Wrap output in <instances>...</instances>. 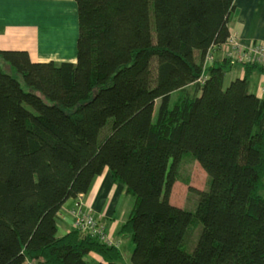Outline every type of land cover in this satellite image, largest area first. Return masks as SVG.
Instances as JSON below:
<instances>
[{
    "label": "trees",
    "instance_id": "obj_1",
    "mask_svg": "<svg viewBox=\"0 0 264 264\" xmlns=\"http://www.w3.org/2000/svg\"><path fill=\"white\" fill-rule=\"evenodd\" d=\"M74 1V64L0 51V264H119L89 235L57 236L105 170L133 199L130 264H264V99L248 81L264 68L213 58L235 0ZM232 63L245 74L226 85ZM185 159L208 180L194 211L169 202Z\"/></svg>",
    "mask_w": 264,
    "mask_h": 264
},
{
    "label": "crops",
    "instance_id": "obj_2",
    "mask_svg": "<svg viewBox=\"0 0 264 264\" xmlns=\"http://www.w3.org/2000/svg\"><path fill=\"white\" fill-rule=\"evenodd\" d=\"M234 7L230 32L237 34L245 49L255 45L264 47V0H235ZM77 37L78 17L74 0H0V51H25L33 63L74 64ZM221 49L213 53L217 62L224 59L221 53L224 49ZM244 74L242 64L232 63L225 82L227 78V83L243 78ZM248 81L250 92L264 99V74L253 70ZM83 197L96 217L106 224L109 235L116 240L122 257L119 264H124V258L130 261L133 250L130 238L118 236V230L129 216L133 204L125 186L115 183L105 170L94 179L90 191ZM76 203L77 199H70L59 211L58 237L73 231L69 212ZM86 258L91 263L101 261L93 254ZM24 264L33 263L27 261Z\"/></svg>",
    "mask_w": 264,
    "mask_h": 264
},
{
    "label": "rangeland",
    "instance_id": "obj_3",
    "mask_svg": "<svg viewBox=\"0 0 264 264\" xmlns=\"http://www.w3.org/2000/svg\"><path fill=\"white\" fill-rule=\"evenodd\" d=\"M233 39L231 42H227L224 46H222L221 52L223 53L224 59H232L236 60L237 62H250L254 59L252 57L250 51L253 48L258 47L251 46L245 51L243 48V45L239 42L237 34L234 32H230V39ZM261 47V46H260ZM221 56V55H220ZM211 59V58H210ZM220 59V58H219ZM221 61H219L220 63ZM253 63V62H251ZM2 70H4L6 73H9L11 76H15L13 71L8 68L7 66L2 64ZM227 81H229V78H227L225 84L227 85ZM187 93L192 94V89L188 88ZM185 96V93L182 92H176L171 96V106L178 102L179 99H182ZM159 105V101H156L155 103V109ZM208 185L207 176L205 173L200 169V167L194 163L191 160L185 159V163L180 168L179 174H178V181L173 185L169 197V202L171 205L175 207H179L182 209H186L187 211H194L195 210V201H196V194L190 191V189H193V191H205ZM259 194L264 198V180L261 183V190L259 191ZM85 197H78L77 203L74 206V208L69 212L71 219H72V227L75 224V217L73 216L72 211L79 210L81 212H89L90 215L93 218V222L97 225L96 227L99 229L97 230V238H95L96 241L99 243L105 244L107 246L114 247L118 252V246L116 243V240H114L108 232V229L106 227V224L102 223V221L96 217L94 212L92 211V208L84 201ZM74 230V228H73ZM120 230V229H119ZM118 230V236L122 237L120 235ZM201 230V225H199V230L197 235L199 234V231ZM192 235L190 237H196L195 232L197 231L196 228L193 230ZM198 236L196 237L195 241L192 239L189 240V246L192 245V248L186 247V251L191 252L193 248L195 247L196 241ZM194 242V244H193ZM120 253V252H119ZM121 256V254H120ZM122 258V257H121ZM85 261L87 263H91L89 258H86ZM124 264H130V261L124 258Z\"/></svg>",
    "mask_w": 264,
    "mask_h": 264
},
{
    "label": "built area",
    "instance_id": "obj_4",
    "mask_svg": "<svg viewBox=\"0 0 264 264\" xmlns=\"http://www.w3.org/2000/svg\"><path fill=\"white\" fill-rule=\"evenodd\" d=\"M231 41H233V39H230L229 37L227 42L229 43ZM243 49L247 50L245 48ZM250 53L252 57H254V59L250 62L256 63L264 68V47L258 46L256 48H253ZM72 213L75 217V224L73 226L74 230L79 231L81 234L89 235L93 239L97 238V230L99 229L96 227L97 225L95 224V222H93V218L90 213L81 212L76 209L72 211Z\"/></svg>",
    "mask_w": 264,
    "mask_h": 264
}]
</instances>
